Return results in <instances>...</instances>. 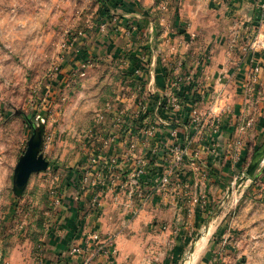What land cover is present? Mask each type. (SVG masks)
Segmentation results:
<instances>
[{
	"label": "crops",
	"instance_id": "0c3cea01",
	"mask_svg": "<svg viewBox=\"0 0 264 264\" xmlns=\"http://www.w3.org/2000/svg\"><path fill=\"white\" fill-rule=\"evenodd\" d=\"M263 4L264 0H100L96 16L87 18L86 31H80L82 35L62 66L56 81L62 83L54 86L65 84L72 73L86 76L95 61L123 62L126 72L116 81L111 113L116 121L121 119V125L113 130L116 139L102 162L86 159L87 189L80 190L82 177L74 172L78 193L69 209L63 204L66 211L60 209L59 229L68 223L64 228L69 246L67 241L65 246L63 242L56 246L66 252L76 244L92 249L90 235L96 232L103 240L114 238L118 253L111 258L112 264L116 259V264H148L152 256L146 258L141 248L149 246V253H154L151 250L157 249V240L170 249L183 246L184 231L222 196L226 180L242 167L243 154L264 135V52L254 55L246 51ZM208 12L211 22L219 23L218 17L233 21L229 41L220 33L197 31L193 22L198 18L207 22ZM257 62L262 71L251 82ZM102 70L107 71L108 65ZM234 91L239 95L229 98ZM173 98L183 103L180 112L172 108ZM216 99L222 109L220 116L211 112ZM195 102L203 119L201 126L192 122L189 112ZM251 121L253 125L246 127ZM149 126L157 128L151 139L145 134ZM249 133H253L252 140L246 141ZM130 141L136 144L134 151L128 147ZM170 144H190L191 156H197L175 167L173 158L165 160L160 152ZM138 160L147 164L142 183L152 197L136 211L138 201H130L121 183L129 178V166ZM113 164L115 180L104 171ZM165 173L172 174L171 184L160 193L155 186ZM111 200L114 211L107 208ZM175 259L176 251L168 250L162 263ZM99 261L106 260L98 259L95 264Z\"/></svg>",
	"mask_w": 264,
	"mask_h": 264
},
{
	"label": "rangeland",
	"instance_id": "374dc122",
	"mask_svg": "<svg viewBox=\"0 0 264 264\" xmlns=\"http://www.w3.org/2000/svg\"><path fill=\"white\" fill-rule=\"evenodd\" d=\"M99 4L100 0H0V264H56L64 260L67 249L56 243L69 244L64 228L68 223L59 229L60 209L62 204L67 209L78 193L74 172L80 173L79 188L83 190L84 176L88 178L83 172L89 168L86 159L104 156L109 146L106 142L119 125L111 113L116 81L126 72L123 62L95 61L86 76L72 73L65 84L54 86L62 83L56 81L75 47L74 38L86 31V20L96 16ZM205 14L207 22L199 18L193 22L197 31L220 33L229 41L233 21L218 17L219 23L211 22V12ZM106 64L108 70L103 71ZM235 94L239 91L229 98H236ZM43 124L41 153L50 163L49 170L33 174L18 197L13 190L16 166L28 148L33 127ZM252 134H247L246 141L252 140ZM262 145L264 135L243 154L244 163L226 180L222 196L184 231L182 247L170 249L157 240V249L151 250L154 253H149V246L141 248L146 258L152 256L148 264H163L168 250L176 251L174 263L168 264H264V162L253 180L245 179L253 155ZM259 162L257 157L252 168ZM127 181L129 178L121 184ZM128 188L124 190L128 192ZM224 202L229 206L213 219ZM107 208L114 211L115 202L111 200Z\"/></svg>",
	"mask_w": 264,
	"mask_h": 264
},
{
	"label": "built area",
	"instance_id": "2783aa9c",
	"mask_svg": "<svg viewBox=\"0 0 264 264\" xmlns=\"http://www.w3.org/2000/svg\"><path fill=\"white\" fill-rule=\"evenodd\" d=\"M257 28L256 32L253 36V39L250 42V45L246 47V51L253 53L254 55L257 53L264 52V4L261 5L259 9V13L257 15ZM105 27V25L103 26ZM82 35L81 33L79 34ZM79 37V36H78ZM78 37H75L74 41L76 42L78 40ZM197 37L196 34L192 35L193 40H195ZM74 45V42H73ZM262 71V65L257 62L253 68V72L250 76V81L255 82L257 81L258 75ZM138 72L137 74H139ZM82 76H84V72L82 73ZM249 81V82H250ZM250 82V83H251ZM251 90V85L248 86ZM172 108L177 110V112H180L183 108V103L178 98H173L170 101ZM219 100L216 99L211 112L215 116H220L222 109L220 108ZM109 108L110 105H108ZM140 107H142L143 110L147 109V106L143 103L140 104ZM192 122L196 124L197 126H201L203 119L201 118V115L198 112V104L195 102V104L191 105V110H189ZM119 124L121 123V119L117 120ZM252 125L251 122H248L246 127H250ZM246 127L242 128V131H245ZM156 126H149L145 129V134L148 138H153L155 134L157 133ZM115 136L113 135V138L111 140H107L106 144L110 145V143H114ZM128 147L130 150H135L136 144L133 141H130L128 143ZM160 152L163 154V157H165V160L167 157L173 158V164L175 167H180L183 165L184 161L187 158H194L197 156V154H193V157L191 156V147L190 144L185 145H179V144H170L169 146L163 147ZM105 156V154H104ZM104 156L101 154H97L93 157V163H100L103 161ZM114 165V164H113ZM108 166L104 171L109 173V177L117 179L118 176H114L116 173L115 165L114 166ZM146 167L147 164H145L144 161L138 160L135 162L134 166H129L130 175H129V181H127L126 185H122V189L128 188V195L130 197V201L134 198H138V205L137 210L139 211L141 208L144 207V205L147 204V202L151 199L152 194H150L148 191H146L143 187V177L146 175ZM171 173H165L163 174L158 180L157 185L155 186V190L160 193H164L165 189L171 184ZM89 178V175H88ZM86 177V181L88 179ZM114 180H110V182H114ZM59 202V200H58ZM90 242L93 244V248L87 246L83 247L81 245H73L66 255L62 256V261H60V264H95V261L98 259H104L108 264L111 263V258L115 257L118 253V250L116 249L114 245V238H108L106 240H103L101 235L99 233H92L90 235Z\"/></svg>",
	"mask_w": 264,
	"mask_h": 264
},
{
	"label": "water",
	"instance_id": "95a60500",
	"mask_svg": "<svg viewBox=\"0 0 264 264\" xmlns=\"http://www.w3.org/2000/svg\"><path fill=\"white\" fill-rule=\"evenodd\" d=\"M44 136H45V126L41 125L38 129L33 127V135L28 142V148L24 155L20 158L14 175V193L16 196L20 197L25 192L26 187L29 184L31 176L36 173L46 172L49 170L50 163L41 153V150L44 145ZM262 155L261 162L258 165L253 167L255 159ZM264 162V147L255 155L251 161L247 172L245 173V179H254V175L261 165L260 163ZM232 191H230L231 194ZM195 246L192 248L194 251Z\"/></svg>",
	"mask_w": 264,
	"mask_h": 264
},
{
	"label": "bare ground",
	"instance_id": "6f19581e",
	"mask_svg": "<svg viewBox=\"0 0 264 264\" xmlns=\"http://www.w3.org/2000/svg\"><path fill=\"white\" fill-rule=\"evenodd\" d=\"M262 155H260V156H258V159H259V161H261V158H263V157H261ZM263 163V162H262ZM227 201V200H226ZM234 203V202H233ZM229 206V203L228 202H224V204L222 205V207H220V208H218V210L215 212V214H214V218L213 219H215L217 216H219L222 212H223V210H224V208H225V206ZM216 220V219H215ZM211 226V225H210ZM209 226V227H210ZM208 227V228H209ZM213 228V227H212ZM205 235H206V233H205ZM190 262V261H189ZM188 263V262H187Z\"/></svg>",
	"mask_w": 264,
	"mask_h": 264
},
{
	"label": "trees",
	"instance_id": "16d2710c",
	"mask_svg": "<svg viewBox=\"0 0 264 264\" xmlns=\"http://www.w3.org/2000/svg\"><path fill=\"white\" fill-rule=\"evenodd\" d=\"M263 146H264V145L260 146V147L255 151V153H254L253 156H255V155L257 154V152H258Z\"/></svg>",
	"mask_w": 264,
	"mask_h": 264
}]
</instances>
